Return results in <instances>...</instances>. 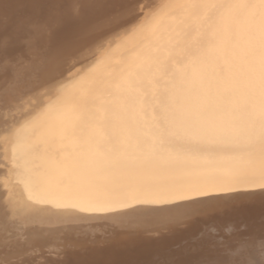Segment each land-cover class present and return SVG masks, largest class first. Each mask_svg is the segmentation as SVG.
Returning a JSON list of instances; mask_svg holds the SVG:
<instances>
[{"label":"snow or ice","instance_id":"1","mask_svg":"<svg viewBox=\"0 0 264 264\" xmlns=\"http://www.w3.org/2000/svg\"><path fill=\"white\" fill-rule=\"evenodd\" d=\"M160 7L0 0V264L178 234L200 258L165 264H264V0H171L216 13L196 55L171 37L130 52ZM223 152L211 178L189 169ZM255 201L258 228L239 215Z\"/></svg>","mask_w":264,"mask_h":264},{"label":"bare ground","instance_id":"2","mask_svg":"<svg viewBox=\"0 0 264 264\" xmlns=\"http://www.w3.org/2000/svg\"><path fill=\"white\" fill-rule=\"evenodd\" d=\"M171 0H159L161 7L149 17L136 32H131L126 37L129 51H137L140 48L149 49L158 38L173 40L179 39L186 44L196 55V50L204 43V31L206 17L215 15V11H207L203 8L170 9L163 7ZM184 3H199L200 0H182ZM186 59L178 58L175 71L182 69ZM191 71V68L188 69ZM231 153H218L215 164L205 165L202 162L190 165L189 169L195 172H207L211 178V169L220 167L228 168L232 160ZM261 206L259 201L245 205L239 210V215L259 227ZM227 220L222 222L220 235L223 242L232 246L233 250L240 248L241 241L236 233L228 234L224 231ZM183 239L182 234L160 239H147L144 237H113L107 242L97 244H85L81 247L69 249L65 259L69 264H165L174 260H195L200 254H190L182 247H177Z\"/></svg>","mask_w":264,"mask_h":264}]
</instances>
